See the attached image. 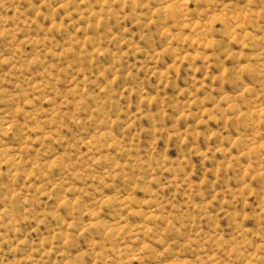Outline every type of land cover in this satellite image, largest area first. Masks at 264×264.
<instances>
[{
	"label": "rangeland",
	"instance_id": "1",
	"mask_svg": "<svg viewBox=\"0 0 264 264\" xmlns=\"http://www.w3.org/2000/svg\"><path fill=\"white\" fill-rule=\"evenodd\" d=\"M0 264H264V0H0Z\"/></svg>",
	"mask_w": 264,
	"mask_h": 264
}]
</instances>
